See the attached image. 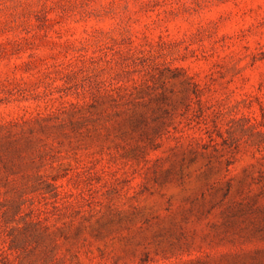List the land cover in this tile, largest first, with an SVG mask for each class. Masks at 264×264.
<instances>
[{"label": "rangeland", "instance_id": "obj_1", "mask_svg": "<svg viewBox=\"0 0 264 264\" xmlns=\"http://www.w3.org/2000/svg\"><path fill=\"white\" fill-rule=\"evenodd\" d=\"M0 264H264V0H0Z\"/></svg>", "mask_w": 264, "mask_h": 264}]
</instances>
